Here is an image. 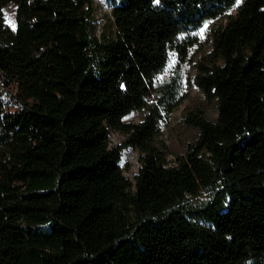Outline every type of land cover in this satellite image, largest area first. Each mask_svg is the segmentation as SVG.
<instances>
[{
    "label": "trees",
    "instance_id": "obj_1",
    "mask_svg": "<svg viewBox=\"0 0 264 264\" xmlns=\"http://www.w3.org/2000/svg\"><path fill=\"white\" fill-rule=\"evenodd\" d=\"M113 2L101 39L92 0H0V264H264V0Z\"/></svg>",
    "mask_w": 264,
    "mask_h": 264
},
{
    "label": "rangeland",
    "instance_id": "obj_2",
    "mask_svg": "<svg viewBox=\"0 0 264 264\" xmlns=\"http://www.w3.org/2000/svg\"><path fill=\"white\" fill-rule=\"evenodd\" d=\"M114 5L113 0H92V32L97 37L103 39L107 36H111L115 31L114 18L112 16V7ZM219 18H215L209 21H205L200 27L197 28L198 35L202 42L206 41L210 27L213 23L217 22ZM207 25V27H205ZM198 50V46H194L192 49V55L195 57L199 54H195ZM194 53V54H193ZM177 66L174 56H171L167 66L164 69L165 73L173 71ZM183 75L185 77L184 90L186 91V97L183 101L173 108L166 116L162 123L161 134L159 139L164 140L166 144L167 158L173 159L174 153L179 152L182 149L183 139L191 133H195L191 128H188L183 120L182 113L185 106L193 99H201L203 93L201 90L191 81V77L194 70L191 68L188 62L182 65ZM190 79V80H188ZM6 87L0 83V94L5 95ZM206 115L214 119L217 115L216 109L211 106L206 110ZM142 117L138 111H133L124 117V121L136 122ZM184 137V138H183ZM109 144H121L122 153L120 165L123 168L125 176H127L132 182H134V176L138 173L140 168V152L137 148L126 142L125 132L117 129H111L109 132ZM199 198L204 197V192L198 194Z\"/></svg>",
    "mask_w": 264,
    "mask_h": 264
},
{
    "label": "snow or ice",
    "instance_id": "obj_3",
    "mask_svg": "<svg viewBox=\"0 0 264 264\" xmlns=\"http://www.w3.org/2000/svg\"><path fill=\"white\" fill-rule=\"evenodd\" d=\"M156 2L158 3L159 0H156ZM239 2H240V0H237V3H239ZM9 23H11V21H9ZM13 27H14V25H13ZM205 27H207V25H205Z\"/></svg>",
    "mask_w": 264,
    "mask_h": 264
}]
</instances>
